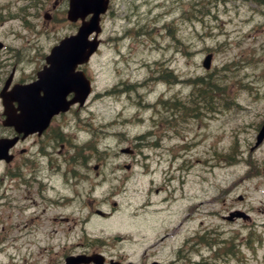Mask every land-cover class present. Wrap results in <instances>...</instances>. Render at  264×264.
Returning <instances> with one entry per match:
<instances>
[{
  "label": "rangeland",
  "instance_id": "rangeland-1",
  "mask_svg": "<svg viewBox=\"0 0 264 264\" xmlns=\"http://www.w3.org/2000/svg\"><path fill=\"white\" fill-rule=\"evenodd\" d=\"M68 2L0 0V40L9 47L0 52V88L13 65L30 76L50 47L76 33L80 21L66 18ZM109 7L89 65L93 99L53 124L87 148L76 165L85 178L71 180V207L58 209L71 224H58L54 236L64 244L71 225L69 242L82 237L86 249L91 243L122 264H264V142L254 148L264 121V7L229 0H111ZM164 100L187 112L179 106L175 116ZM6 129L0 124V136ZM130 146L134 156L121 152ZM4 167L3 194L14 189ZM35 189L17 196L39 200ZM239 209L248 220H225ZM9 223L2 208L6 247ZM43 224L46 232L54 227Z\"/></svg>",
  "mask_w": 264,
  "mask_h": 264
},
{
  "label": "flooded vegetation",
  "instance_id": "flooded-vegetation-1",
  "mask_svg": "<svg viewBox=\"0 0 264 264\" xmlns=\"http://www.w3.org/2000/svg\"><path fill=\"white\" fill-rule=\"evenodd\" d=\"M44 66L45 63H40L28 77L18 76V72L15 70L11 86L8 89H11V87L16 84L34 82L38 73L44 68ZM87 68V65L80 64L76 68V71H85L89 78ZM74 97L75 92L74 90H71L67 99L70 100ZM2 102L3 100L0 99V119L3 111ZM13 104L18 105L16 102H13ZM82 107L77 106L76 104L72 109L79 110L82 109ZM64 115H66V113H59V115L53 117L48 128L42 133L36 131V133L26 136L25 138H23L21 134L18 143L10 150L13 155V160L9 162L4 160L0 161V163L3 162L5 164L3 170L4 175L13 182L14 186L13 190L6 191V194L10 196V199L6 200V204L13 212L10 216V222H12L16 228L20 227V224L22 223L24 224V228L30 225V230H25L30 237L29 241L26 243L27 256L23 257L25 260L21 261L19 259L18 261H15L16 258H8L6 262L0 260V264H65V261L69 256L83 254L90 255V252L93 251L92 245H90L85 251H82V249L76 250V252L66 251L65 246L61 247L63 243L58 242L54 236L59 232L56 227L58 224L62 225L65 221L71 224L72 221V219H70L71 216L59 217L58 211V209L63 206L71 207L73 198L70 194V188L72 187L71 180L73 178L76 179L77 177L85 178L84 175L77 171L76 165L84 164L86 162V156L85 158H82V161L77 160L75 154L73 155V153H70L71 144L60 132L61 128L67 126L63 123L59 124L58 127L53 125L55 121H59V119L62 120ZM0 124H2L1 121ZM3 133L5 135L1 136L8 138H12L16 135L15 128H7ZM29 140H32V144H30L29 147H24L25 142ZM56 140H60L58 143L60 152L66 151L61 157L57 156L56 153ZM32 146H36L38 150L36 159H34L32 155H29V150ZM84 147L86 146L84 145L81 148ZM53 173H55L54 175H57L55 180H51L50 178ZM36 187L37 189H35ZM62 188H64L66 192L61 196L59 192ZM31 189H35L34 194L39 200L29 195L22 198L17 196L18 192ZM4 196L5 194H0V197L4 198ZM41 204L42 206H40ZM51 206L53 207V211H51L47 218H44L43 216H46L49 213ZM22 219H25V221L22 222ZM43 219L48 220L50 225L54 226L48 232L44 229ZM36 224L40 227L36 228ZM68 231L70 233L72 232L71 225H69ZM44 232H46L45 234L48 238V242L43 240L41 236ZM57 247L58 250L56 249ZM47 251H51L53 254L45 255V252Z\"/></svg>",
  "mask_w": 264,
  "mask_h": 264
},
{
  "label": "water",
  "instance_id": "water-1",
  "mask_svg": "<svg viewBox=\"0 0 264 264\" xmlns=\"http://www.w3.org/2000/svg\"><path fill=\"white\" fill-rule=\"evenodd\" d=\"M108 0H70L68 18L70 20L76 21L78 17L82 19L93 12L90 22H84L79 28V34L76 36L67 37V39L61 41V45L56 46L52 50L51 55L47 58L49 67L45 68V71L39 74V79L37 84L39 86L35 87L23 86L21 89L15 91L16 97L21 98L20 106L22 107L21 117L14 115L13 113L7 112L9 116V124L20 121L22 123H34L38 119L43 117L45 112L43 122L49 120L51 116L58 113L60 110L65 111L68 109L69 105L65 100L59 96V87L65 81H69L67 75L73 68L74 52L79 55L81 53L82 57L80 61H87L98 46L99 41L97 37L94 40L88 41L89 35L96 31L97 34L101 32L99 27L100 15L107 10ZM2 47V44L0 43ZM63 46H69L68 48H63ZM75 54V55H76ZM211 55L205 59L204 65L209 68ZM45 92V97L42 99H36L35 94L39 95V91ZM36 93H35V92ZM84 97L80 98L79 101L83 102ZM11 111V110H10ZM264 137V125L258 136V144L262 141ZM7 149V145H5ZM2 149L0 148V155ZM96 264H103V257L100 255L99 259H96ZM110 264H119L118 262H111Z\"/></svg>",
  "mask_w": 264,
  "mask_h": 264
},
{
  "label": "trees",
  "instance_id": "trees-1",
  "mask_svg": "<svg viewBox=\"0 0 264 264\" xmlns=\"http://www.w3.org/2000/svg\"><path fill=\"white\" fill-rule=\"evenodd\" d=\"M164 102H163V105H164ZM195 103H196L195 100H193L192 102H190V108H191V110H193V105ZM166 106L169 107L170 109H173L175 112L177 111V109L179 108V106H181L182 111L184 113L187 112V109H185V107L183 105H179V102L178 101L172 102L171 105L170 104H167Z\"/></svg>",
  "mask_w": 264,
  "mask_h": 264
}]
</instances>
